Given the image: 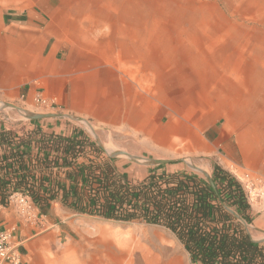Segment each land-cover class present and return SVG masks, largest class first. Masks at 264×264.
I'll use <instances>...</instances> for the list:
<instances>
[{
  "label": "crops",
  "instance_id": "0c3cea01",
  "mask_svg": "<svg viewBox=\"0 0 264 264\" xmlns=\"http://www.w3.org/2000/svg\"><path fill=\"white\" fill-rule=\"evenodd\" d=\"M200 1L203 23L209 27L215 22L212 32L226 34L217 45L202 47L216 49L213 55L223 59L219 64L246 67L238 71L229 67L226 74L234 80L219 90L224 97L243 98L228 106L231 129L223 136L215 123L203 124L198 150L214 155L211 178L215 166L237 179L239 174L264 176V123L253 121V97H264V42L253 35L264 33V0ZM153 13L147 15L145 0H0V102L18 105L22 114L48 116L36 120L0 116V134L13 137L11 146L0 144L2 182L11 180L13 188L26 174L36 188L41 186L45 198L54 196L47 213L39 206L23 212L16 200L21 191L7 204L0 202V231L12 234L22 264L63 262L58 237L70 241L81 218L106 220L70 209L94 212L97 206L92 198L96 185L85 176L90 162L108 163L133 184L153 173L185 172L176 169L175 161L139 162V154L161 148L160 66L163 58L169 63L175 56L178 39L177 31L163 26L160 15ZM185 33L198 34L192 28ZM203 54L201 60L206 51ZM39 99L47 104L40 105ZM82 135L104 156L66 165L62 149L48 143ZM102 141L123 147L127 156H107ZM4 190L0 181V197ZM104 196L99 192L97 199ZM251 215L256 227L264 228V219L256 224L252 204Z\"/></svg>",
  "mask_w": 264,
  "mask_h": 264
},
{
  "label": "rangeland",
  "instance_id": "374dc122",
  "mask_svg": "<svg viewBox=\"0 0 264 264\" xmlns=\"http://www.w3.org/2000/svg\"><path fill=\"white\" fill-rule=\"evenodd\" d=\"M145 9L147 15L152 12L156 16L160 15L161 24L174 28L172 30L177 31L178 39L175 56L172 55L169 63L164 62L169 59L163 58L160 66L161 148L154 153L139 154V162L148 165L151 160L175 161L178 164L176 169L206 178V174L210 175L214 155H203L198 150L201 148V127L207 122H213L223 136L231 129L232 120L228 117L233 114L227 111L228 106L233 102L239 104L243 98L224 97L219 95V90L220 86L234 80L226 74L229 67L238 71L246 66L219 64L223 59L217 53L213 55L217 50L209 52L202 47L214 42L217 45L226 34L222 36L212 32L211 29L217 24L215 22H211L209 27L203 23L200 0H145ZM187 28L197 31V36L191 37L190 33H185ZM253 35L264 42V38H260L264 33ZM203 51H206V58L201 60ZM261 80H264V76ZM7 104L0 102V116L29 119L26 113L22 114ZM14 106L18 107L16 104ZM255 120L264 123V97H253ZM82 127L89 131L85 125ZM101 145L107 156H125L123 147L113 146L106 141H102ZM214 152L218 154L217 150ZM256 176L264 177L253 173V177ZM250 203L257 224L264 219V200L254 197ZM262 223L264 227V221ZM245 228L254 241L264 242V228L256 227L253 221L247 223ZM71 235L70 241L58 237L57 251L61 257L65 254V260L59 264H192L187 251L175 235L156 225L81 218Z\"/></svg>",
  "mask_w": 264,
  "mask_h": 264
},
{
  "label": "trees",
  "instance_id": "16d2710c",
  "mask_svg": "<svg viewBox=\"0 0 264 264\" xmlns=\"http://www.w3.org/2000/svg\"><path fill=\"white\" fill-rule=\"evenodd\" d=\"M48 141L52 148L62 149L61 159L66 165L74 166L90 156H104L103 150L83 135ZM0 144L11 146V134L2 132ZM86 168V179L96 185L92 198L97 200V206L94 212L70 208L77 213L164 227L182 244L192 264H264V242L254 241L244 226L253 220L248 193L235 176L220 166H215L212 175L215 188L204 177L186 171L153 173L133 184L117 175L108 163L90 162ZM2 180V204L27 188L28 192L21 194L47 213L54 200L52 193L45 198L39 191L41 186L36 188L26 174L13 183V188L11 180ZM99 192L105 194L102 199H97Z\"/></svg>",
  "mask_w": 264,
  "mask_h": 264
},
{
  "label": "built area",
  "instance_id": "2783aa9c",
  "mask_svg": "<svg viewBox=\"0 0 264 264\" xmlns=\"http://www.w3.org/2000/svg\"><path fill=\"white\" fill-rule=\"evenodd\" d=\"M38 102L43 106L47 104V101L43 99H39ZM238 180L244 186L250 201H253L254 197L264 200V177L244 174ZM16 200L23 212L29 214L34 205L28 197L19 195ZM0 264H22L20 253L12 245V234L6 231H0Z\"/></svg>",
  "mask_w": 264,
  "mask_h": 264
},
{
  "label": "water",
  "instance_id": "95a60500",
  "mask_svg": "<svg viewBox=\"0 0 264 264\" xmlns=\"http://www.w3.org/2000/svg\"><path fill=\"white\" fill-rule=\"evenodd\" d=\"M7 105H8L9 107H11V108L16 109V110H21L20 108L14 106V105H11V104H7ZM26 116H27V118H29V119H31V120H36V119H41V118L48 117L47 115H36V114H30V113H26ZM124 154H125V153H124ZM125 155H127V154H125ZM171 162H172V161L161 160V161H152L151 163H152V164H156V165H163V164H169V163H171ZM206 176H207V180H208L209 184H210L213 188H215V185H214V182H213L212 178H211L209 175H207V174H206Z\"/></svg>",
  "mask_w": 264,
  "mask_h": 264
}]
</instances>
